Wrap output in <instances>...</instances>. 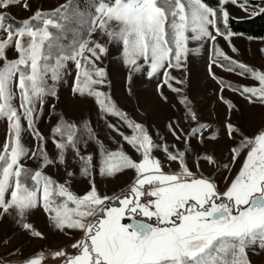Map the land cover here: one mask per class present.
<instances>
[{
    "label": "rangeland",
    "instance_id": "374dc122",
    "mask_svg": "<svg viewBox=\"0 0 264 264\" xmlns=\"http://www.w3.org/2000/svg\"><path fill=\"white\" fill-rule=\"evenodd\" d=\"M68 1L0 0V264H264V207L247 208L264 199V37L218 33L198 0H115L67 55L44 46L43 13ZM142 182L153 199L135 200ZM107 219L133 243L98 231Z\"/></svg>",
    "mask_w": 264,
    "mask_h": 264
},
{
    "label": "trees",
    "instance_id": "16d2710c",
    "mask_svg": "<svg viewBox=\"0 0 264 264\" xmlns=\"http://www.w3.org/2000/svg\"><path fill=\"white\" fill-rule=\"evenodd\" d=\"M115 0H69L53 12H45L44 16L56 21V26H49V36L44 44L50 42L57 48V53L72 54L83 42L90 31L91 19L96 14V9L101 3L112 4ZM211 9L214 29L221 34L232 32L251 37H264V14H258L242 19L223 17L219 5L221 0H198ZM163 7L159 0L155 2ZM8 27L16 24L7 19ZM166 29V27H165ZM167 31V29H166ZM165 31V32H166ZM168 46L170 40L164 36ZM11 147V139L8 138L4 152L0 158V172L6 163L8 151ZM34 170L21 167L17 175V182L31 188L33 182L30 180ZM140 219V218H139Z\"/></svg>",
    "mask_w": 264,
    "mask_h": 264
},
{
    "label": "water",
    "instance_id": "95a60500",
    "mask_svg": "<svg viewBox=\"0 0 264 264\" xmlns=\"http://www.w3.org/2000/svg\"><path fill=\"white\" fill-rule=\"evenodd\" d=\"M264 207V199L260 195H255L251 198L247 208L248 210H256ZM209 223H218L220 221L228 220V213L225 210H214L208 216ZM122 223L130 230L137 240L143 238L150 231V223L146 220L135 218V217H125L122 219ZM128 225H133L129 228Z\"/></svg>",
    "mask_w": 264,
    "mask_h": 264
},
{
    "label": "snow or ice",
    "instance_id": "6c2138e0",
    "mask_svg": "<svg viewBox=\"0 0 264 264\" xmlns=\"http://www.w3.org/2000/svg\"><path fill=\"white\" fill-rule=\"evenodd\" d=\"M6 6V4L4 5ZM258 14H264V7H259L258 10H252L251 15L256 16ZM245 185L241 184L239 185L238 191H244ZM129 228L133 227V225H128ZM103 230V232L108 233H119L121 236V239L124 240L126 243H133L131 240H129L126 236H124L123 232L119 229V226L117 222L114 219H107L103 220L100 224V229ZM75 248V245L73 246ZM67 264H78V262L74 259L73 255H70L67 257ZM88 264H91V261L88 262ZM245 264L247 262L245 261Z\"/></svg>",
    "mask_w": 264,
    "mask_h": 264
},
{
    "label": "built area",
    "instance_id": "2783aa9c",
    "mask_svg": "<svg viewBox=\"0 0 264 264\" xmlns=\"http://www.w3.org/2000/svg\"><path fill=\"white\" fill-rule=\"evenodd\" d=\"M135 191V200L148 201L153 199L156 194V185L151 184H133Z\"/></svg>",
    "mask_w": 264,
    "mask_h": 264
},
{
    "label": "crops",
    "instance_id": "0c3cea01",
    "mask_svg": "<svg viewBox=\"0 0 264 264\" xmlns=\"http://www.w3.org/2000/svg\"><path fill=\"white\" fill-rule=\"evenodd\" d=\"M264 127V124L258 129V130H260L261 128H263ZM264 150V149H263ZM262 150V151H263ZM261 151V152H262ZM229 182V181H228ZM228 182H227V184H228ZM141 184H150V183H144V182H142ZM153 185H155V184H153ZM227 187V186H226ZM156 194H157V186H156ZM155 194V195H156ZM133 217H137V218H140V219H143L141 216H140V214H134V215H132ZM208 218V217H207ZM143 220H145V219H143ZM222 221H220V222H218V223H216V224H220ZM224 222V221H223ZM174 244H177L179 247H181L180 245H179V243L176 241V240H172L171 241V245H170V251H171V253H173L174 251H173V246H174ZM176 248H178L177 246H176Z\"/></svg>",
    "mask_w": 264,
    "mask_h": 264
},
{
    "label": "flooded vegetation",
    "instance_id": "af4514ba",
    "mask_svg": "<svg viewBox=\"0 0 264 264\" xmlns=\"http://www.w3.org/2000/svg\"><path fill=\"white\" fill-rule=\"evenodd\" d=\"M137 218V217H136Z\"/></svg>",
    "mask_w": 264,
    "mask_h": 264
}]
</instances>
